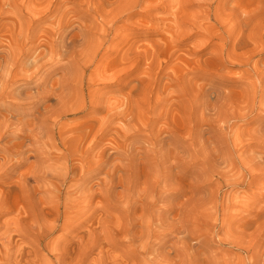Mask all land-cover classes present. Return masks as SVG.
Listing matches in <instances>:
<instances>
[{"label": "rangeland", "instance_id": "1", "mask_svg": "<svg viewBox=\"0 0 264 264\" xmlns=\"http://www.w3.org/2000/svg\"><path fill=\"white\" fill-rule=\"evenodd\" d=\"M86 27L101 29L99 39L84 35V41L91 42L93 53H82L80 47L53 52L55 47H59L57 43L52 45L58 29L67 30L69 37L78 39V36L82 38L81 29ZM196 32L201 35H195ZM251 32L254 34L251 38L257 39L249 38ZM211 34L215 35L213 43L210 42ZM190 36H193L191 40L188 39ZM195 36L198 38L194 39ZM197 44L200 47H195ZM208 44L210 46L204 50ZM193 47L196 52H192ZM263 48L264 0H0V84L10 78L11 71H19L18 76H11L19 81L15 94L24 85L27 88L25 94H30L42 91L38 84L43 77L48 75L51 82L59 76L64 77L60 98V106L66 112L61 121L64 144L60 149L54 148L57 136L52 123L44 127L41 143L44 146V140L51 135V144L43 150L52 158L63 153L62 172L65 175L69 173V178L62 184L41 174L37 184L32 179L26 181L30 195L19 199L17 207L19 217L26 215L25 209L35 212L31 224L36 230L26 240L30 247L39 246L36 240H39L40 232L43 233L38 256L48 255L47 264H57L55 247L62 243L66 234L73 232L72 225L79 222L87 225L88 218L93 216L96 222H103L102 226L98 223L94 226L97 228V243L105 240H114L111 245L120 243L118 246H107L104 251L123 260L132 247L127 246L125 237L114 238L110 233L113 227L125 225L119 211L125 212L127 205L132 203L125 186L134 168L144 160L152 165L153 157L165 150H172L175 154L168 162L172 166L171 172L187 167H192V170L203 167L205 162L198 151L204 146L217 158L223 154L228 166L231 164L227 168L238 171L241 163L235 157L247 155L250 150L259 153L262 149L261 144H253L246 153L242 154L240 150L233 155L235 150L246 146L248 139L244 135L254 126L243 124L240 118H236L231 121L230 128L221 130L222 133L212 132L211 125L218 129V123L211 124V115L205 117L202 107L194 100L202 102L203 98L213 102L217 92L224 94L232 88L231 102L240 107L247 105L257 83L264 99V80L258 82L257 76L260 73L264 75V55H257ZM199 50L201 52L197 53ZM249 57L251 76L245 81L243 74L248 67L233 62ZM19 58L22 61L13 65L12 62ZM59 59L66 65L62 73L53 68ZM188 72H193L195 76L191 84L192 92L186 91L184 86ZM49 88L51 83L47 85ZM246 88H249L248 94H245ZM204 91L207 92L205 97L200 96ZM4 101L23 102V99L15 95L0 100V104ZM45 102L39 104L37 111L28 113L24 110V120L18 122L8 133V138L2 141L1 144L14 152V155L11 154L13 160H6L9 164L16 166V162H20L31 149L30 141L21 138V134L30 133L27 122L40 119L44 106L57 107L56 94L50 95ZM7 107L5 105L1 110L6 111ZM258 113H264V106L257 108L255 115ZM149 149L156 153L149 156L152 153H147ZM4 161L0 158V164ZM35 163V159L30 157L28 163L20 168L19 175ZM159 164L164 171V157ZM193 180L191 177L185 182L189 184ZM263 186L260 183L251 189L227 191L228 194L242 196L239 203L229 207L231 215L242 212L241 215L247 219L252 217L264 202L256 204L258 209L248 210L243 201L246 194L260 193ZM38 187L50 191L44 197L39 192L35 196ZM177 191L179 187L174 186L167 193L176 195ZM51 192L60 194L62 213L73 211L80 215L71 214L74 221L70 223L62 217L57 224L58 229L50 232L48 237L46 223L53 219L45 216V208L58 200V196L51 198ZM94 192V198L89 200ZM76 197L79 206L74 202ZM179 198L181 203L186 200L182 195ZM85 199L89 200V205L85 204ZM18 222L20 225L19 219ZM218 229L227 230L221 222ZM243 243L248 245L246 240ZM29 245L24 244V247ZM224 248L214 243L211 250L214 253L227 252ZM101 250L97 247L86 261L97 258ZM260 258L262 262L264 255ZM237 262L238 258L234 264ZM38 263L41 264V261Z\"/></svg>", "mask_w": 264, "mask_h": 264}, {"label": "bare ground", "instance_id": "2", "mask_svg": "<svg viewBox=\"0 0 264 264\" xmlns=\"http://www.w3.org/2000/svg\"><path fill=\"white\" fill-rule=\"evenodd\" d=\"M231 31L236 32L235 29ZM100 33L101 29L98 28H82V38L78 36L77 39L75 36L69 37L70 32L68 33L67 30L58 29L53 36L52 45L57 43L59 47H55L53 52L61 53L62 49L67 47H80L82 53L92 52L94 48L89 40L84 41L85 36L99 39ZM195 35L201 34L196 32ZM253 35V32H251L249 38L257 39L251 38ZM193 36L188 39L191 40ZM210 36V42L213 43L215 35L211 34ZM195 38L198 37L195 36ZM237 44L238 42L233 45V50ZM209 46L210 44L205 46L204 50ZM195 47H200V45L197 44ZM195 47L192 48V52H196ZM200 52L201 50L197 53ZM257 53L258 56L264 55V48ZM19 61L21 62L22 59L19 58L12 63L15 65ZM250 61L251 57L243 61L236 60L233 62V64H242L248 67L246 73L243 74L245 81L247 77L249 79L251 76L249 72L252 69ZM53 65L58 73H62L66 68V65L60 59ZM194 71L196 72V70ZM12 74L18 76L19 71H11L10 78L4 79L3 83L0 84V100L13 98L17 95L22 97L23 102L12 101L7 103L4 101L0 104V150H2L0 151V158L5 159L3 164H0V264H39V261H41V264H47L48 255L38 256L43 233L40 232L39 240H36V243H39L38 247H32V245L30 247L26 242L32 231L36 230L34 225L31 224L35 212L31 213L25 209L24 214L26 215L19 217L17 204L19 199L30 195L31 190L26 183L29 179L37 184L42 174L46 175L47 179H55L61 181L62 184L68 181L69 173L65 175L62 172L64 168L63 153H58L55 158H52L50 153L43 150V147L45 149L47 145L51 144V135L49 134L50 138L44 140V146L41 143L44 127L52 123L53 131L55 130L57 136L54 148L60 149L64 144L61 121L66 112L60 106L64 77L59 76L51 82L47 75L38 84L43 88L42 91L25 94L27 88L24 85L15 94V88L19 81L15 78L12 79ZM189 75L193 76L190 77ZM257 76L258 82H261V79L264 80L262 73L257 74ZM194 80L193 72H188L184 78L186 91L192 92L191 84ZM49 83H51V88L47 89ZM257 84L247 105L237 107L231 102L234 94L232 88H229L230 91L224 94L221 91L217 92L218 94L215 95V101L213 102L203 98L202 102L196 99L194 102L202 107L205 117L208 114L211 115V124L213 122L218 123V129L211 125L212 132L220 131L222 133L221 130L230 128L232 126L231 121L236 118H240L243 124L253 125L254 127L250 128L244 135L248 139L246 146L244 145L243 148L235 150L233 155H236L240 150H242V154L246 153L253 144H261L262 149L259 153L250 150L247 155L235 157L234 159H239L241 163L238 171L235 168H227L231 164L228 166V161L223 154H220L217 158L214 154L208 153L207 146L198 151L205 164L203 167H196L193 170L192 167H187L171 172L172 166L168 162L175 156L172 150H165L160 155H155L152 165L146 164L144 160V163H140L139 166L133 169L130 180L125 186L130 194H128L129 200L132 198V203L127 205L126 211H119L125 225L123 227H113L110 233L111 237L114 238L125 237L127 246L132 247L130 252L128 251L123 260L109 256L104 249L107 246H118L120 243L111 245L115 242L114 240L97 243V228H94V226L95 223L102 226L101 223L103 222L101 220L96 222V217L90 216L87 225L83 226L80 222L77 225L71 224L73 232L66 234L62 243L55 247L58 252L55 256L57 264H234L237 258L239 262L235 264H264V260L261 262L260 258L264 255V204L248 219L241 215L242 212L239 215H231L229 207L232 204L239 203L242 196L228 194L227 192L232 189H251L257 187L260 183L264 184V113L255 115L257 108L264 106V99L261 98L263 91L258 88ZM56 86H59L58 89ZM54 93L57 96V107L44 106L45 111L44 114H41L40 119L27 122L30 133L21 134V138L30 141L31 149L21 158L20 162H16V166L15 164H9L6 160H13L11 154L14 155V152L11 148L1 144L2 141L4 142L8 138V133L18 122L24 120V110H28V113L37 111L39 104H45V101ZM202 93L199 95L205 97V94H207L206 91ZM248 93L249 88H246L245 94ZM4 104L8 105L6 111L1 110L5 107ZM197 108L199 107H196V110H199ZM189 115L191 114L189 113ZM10 116L13 118H10ZM219 123H221L220 127ZM230 133L229 130L228 134ZM154 144L152 143V145ZM149 152H152L149 156L156 153L153 149H149L147 153L149 154ZM185 152L190 151L185 150ZM30 157L35 159L36 163L19 175L21 173L20 168L28 163ZM163 157L166 163L164 171L161 169V164H159ZM215 157L217 159H214ZM176 160L178 159L176 158ZM221 163L226 165L223 166ZM210 175L211 177H209ZM191 177L194 180L187 184L185 181ZM208 180L209 182H207ZM174 186L179 187V191L175 192L176 195H169L167 192L171 191ZM262 188L260 193L246 194L247 197H245L243 205L248 207V210L258 209L256 204L264 202V186ZM106 190L109 191V188H106ZM36 191L34 192L35 196L39 192L44 197L50 190L38 187ZM94 195L95 192L89 196V200L94 198ZM180 195L186 197V200L182 203L179 202ZM56 196H58V200L55 201V204H48L45 208V216L47 215L53 219L52 222L46 223V227H49L48 237L50 232H55L58 229L57 224L62 217L70 223V221H74L70 215L76 214L73 211L62 213L60 194L56 195L51 192V198H56ZM89 200L86 201L85 199L86 205H89ZM74 202L79 206L80 202L77 197ZM159 203L160 206L158 207ZM10 215L12 217H9ZM76 215H80V213ZM226 216H229L228 219L225 218ZM7 217H9L8 220ZM76 221H78V217H76ZM219 222H221L222 227L227 229L226 231L218 229ZM81 233L83 234L79 236ZM57 239L60 240L61 237ZM77 240L81 241L77 243ZM244 240L248 242L247 246H244ZM214 243L217 246L225 247L224 250L227 252L214 253L211 250ZM24 244L29 245V247L25 248ZM97 247L102 249L98 257L91 262H87L86 260H89ZM69 259L72 261L67 263Z\"/></svg>", "mask_w": 264, "mask_h": 264}]
</instances>
